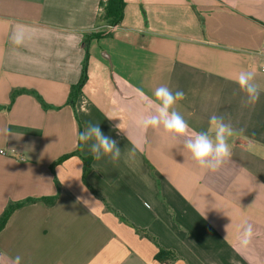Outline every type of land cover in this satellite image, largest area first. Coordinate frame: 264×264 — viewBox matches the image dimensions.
<instances>
[{
	"label": "crops",
	"instance_id": "0c3cea01",
	"mask_svg": "<svg viewBox=\"0 0 264 264\" xmlns=\"http://www.w3.org/2000/svg\"><path fill=\"white\" fill-rule=\"evenodd\" d=\"M100 2L0 0V217L35 200L0 232V264H264V92L245 107L233 79L248 69L264 83V0H124L117 27L96 26ZM161 85L185 93L174 107L189 132L226 116L219 170L141 126ZM88 122L117 141L119 160L79 148Z\"/></svg>",
	"mask_w": 264,
	"mask_h": 264
},
{
	"label": "clouds",
	"instance_id": "9594fccd",
	"mask_svg": "<svg viewBox=\"0 0 264 264\" xmlns=\"http://www.w3.org/2000/svg\"><path fill=\"white\" fill-rule=\"evenodd\" d=\"M19 42V41H17ZM239 91L244 94V106H253L264 92V83L256 78L252 70L241 69L233 78ZM154 109L140 119L144 128H163L164 132L174 138H183V150L187 152L191 160L202 170L215 172L230 157L231 150L228 137L232 134V126L226 122L224 114H213L209 118V125L213 131H191L185 118L175 110L178 101L185 98L182 90H173L167 85H161L154 90ZM122 130L120 124L116 126ZM78 142L81 146H87L96 161L104 157H110L117 161L121 157V149L116 140L107 136L101 130L99 124L88 122L83 131H78ZM87 205L88 201L78 198ZM252 236V226L249 225L244 232V243H248ZM12 264H22V257L17 255Z\"/></svg>",
	"mask_w": 264,
	"mask_h": 264
},
{
	"label": "trees",
	"instance_id": "16d2710c",
	"mask_svg": "<svg viewBox=\"0 0 264 264\" xmlns=\"http://www.w3.org/2000/svg\"><path fill=\"white\" fill-rule=\"evenodd\" d=\"M100 7H101V13L100 15H98L96 19V26L106 25L109 27H117L121 23L123 19V15H124V8H125L124 0H101ZM109 34H110L109 32L103 31V32L91 34L88 37L86 36V39H85L86 44L89 43L90 39L92 38L97 39V38L104 37L105 35L108 36ZM87 80H88V54L86 55V59L84 61L81 79L79 83L73 86L71 89L70 100H69L70 104L73 105L75 103L77 97L81 94L82 88L84 87ZM22 92L23 91H19V90L14 91L12 93V101H14L17 95H19ZM38 99L41 100L39 97ZM80 146L81 145L79 144V148ZM69 156L70 155L61 158L58 162H61L67 159ZM90 166H91V160L85 159V170H84L85 176L87 175V172L90 170ZM56 198L57 197L50 198V199L43 198L42 200L45 202H49L52 200L55 201ZM33 201L35 200L29 199V200H25L22 202L10 204L4 211L3 215L0 217V232L3 230L8 219L10 218V216L16 209L24 205H27ZM169 256H170L169 254L161 250L156 256V259L160 262H163V261H167Z\"/></svg>",
	"mask_w": 264,
	"mask_h": 264
},
{
	"label": "built area",
	"instance_id": "2783aa9c",
	"mask_svg": "<svg viewBox=\"0 0 264 264\" xmlns=\"http://www.w3.org/2000/svg\"><path fill=\"white\" fill-rule=\"evenodd\" d=\"M258 54H259V56L261 58L260 69L264 73V44H263V46H262V48H261V50L259 51ZM0 153L2 155L6 154L4 151H0Z\"/></svg>",
	"mask_w": 264,
	"mask_h": 264
}]
</instances>
